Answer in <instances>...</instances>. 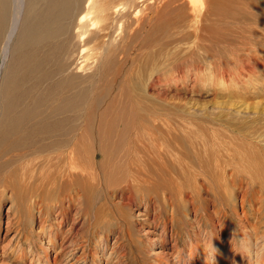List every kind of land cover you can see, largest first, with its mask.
<instances>
[{
	"label": "rangeland",
	"instance_id": "1",
	"mask_svg": "<svg viewBox=\"0 0 264 264\" xmlns=\"http://www.w3.org/2000/svg\"><path fill=\"white\" fill-rule=\"evenodd\" d=\"M149 1L158 11L144 13V29L130 37L123 29L117 36L123 47L140 43L100 86L95 108L106 120L121 122L109 134L111 144L121 135L138 134L137 150L153 175L145 185L148 200L128 203L119 191L113 193L108 198L128 216L122 215L102 204L104 189L98 186L93 192H99L91 193L94 204L89 207L78 193L62 220L55 203L45 200L52 192L44 193L35 179L28 184L31 191L21 187V197L5 193L0 200V264H203L197 252L188 257L195 239L206 247L210 264L214 248L225 250L228 264H236L235 244L249 247L243 264L264 261V84L257 68L264 62V0ZM165 20L168 25L156 33ZM223 71L230 78L226 82L220 78ZM261 77L264 82V71ZM209 150L224 156L227 174L225 181L216 175L211 184L198 176L202 189L180 172L179 163L198 164ZM160 186L172 195V207L161 203ZM205 211L214 223L203 218ZM120 214L130 223V235L120 230ZM207 229L214 232V242Z\"/></svg>",
	"mask_w": 264,
	"mask_h": 264
},
{
	"label": "bare ground",
	"instance_id": "2",
	"mask_svg": "<svg viewBox=\"0 0 264 264\" xmlns=\"http://www.w3.org/2000/svg\"><path fill=\"white\" fill-rule=\"evenodd\" d=\"M189 1L191 4L194 0ZM148 3L152 1L0 0V200L5 193H10L12 198L16 192L17 198L21 197V187L25 186L31 191L29 185L37 179L38 185L41 186L42 183L44 186L41 189L44 193L52 192L45 200H50V204L55 203L53 208L59 209L63 220L72 207L70 201H74L78 193L87 198L88 206L94 204L95 199L91 197V193L97 191L95 189L93 192V188L98 186H103L104 189L102 204L105 207L107 204L116 207L118 212H122V206L110 202L108 198L113 193L118 194L117 191L128 203H140L148 198L145 185L153 175H150L147 169L148 159L137 150L142 145L138 134L121 135L116 144H111L109 134L115 131L114 126L121 125V122L106 120V116L97 115L95 109L103 94L100 93V86L106 85L105 80L118 72L119 69L115 70L117 62L124 64L128 52L138 48L140 43V40H137L135 46L128 47L126 42L123 47L120 43L122 39L117 40V36L123 29L129 30L127 37H130L131 32L136 34L144 29V13L156 14L158 11L154 4ZM167 21H160V26L157 24L155 32H161L163 24L168 25ZM257 65L260 70L258 80L263 85L261 75L264 62L259 61ZM220 78L226 82L229 76L223 71ZM259 89L263 90V87ZM217 152L216 150L214 153ZM211 153L205 155V160L198 164L179 163L180 172L190 174L195 184L200 182L198 176L203 177V182L207 184L217 181L218 177L225 181L227 165L222 167L224 156ZM255 168H260V165H255ZM157 171L166 176L161 170ZM172 173L174 172L168 174ZM203 182L198 183L202 189ZM211 188L214 186L211 185ZM161 194V203L172 207V195L167 194L165 190ZM28 198L32 200L29 195ZM161 210L163 211V208ZM166 210L165 208V213ZM83 211L85 213V210ZM125 214L124 211L122 215ZM122 215L119 226L121 231L126 230L127 235L130 232V223L127 217ZM171 216L169 221H173L172 213ZM205 216L210 223H214L207 211L203 218ZM59 222L62 223L60 220ZM223 226L222 232H225L226 227ZM207 230L208 238L214 242V232ZM128 239L131 238L128 236ZM190 243L188 257L193 258L197 252L199 261L210 264L206 257V247L196 239L190 240ZM248 248L235 244L233 251L236 250V254L234 253L232 260L236 264H243ZM211 252L214 255L213 264H228L230 255L228 256L225 250L214 248ZM52 262L56 263L57 257ZM261 264H264L263 260Z\"/></svg>",
	"mask_w": 264,
	"mask_h": 264
}]
</instances>
